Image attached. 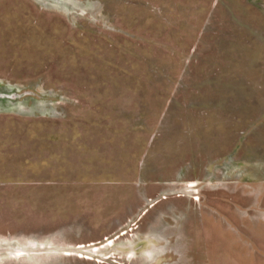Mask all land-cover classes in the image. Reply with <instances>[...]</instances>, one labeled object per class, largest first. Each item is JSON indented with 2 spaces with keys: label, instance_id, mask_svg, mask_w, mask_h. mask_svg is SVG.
Returning a JSON list of instances; mask_svg holds the SVG:
<instances>
[{
  "label": "rangeland",
  "instance_id": "1",
  "mask_svg": "<svg viewBox=\"0 0 264 264\" xmlns=\"http://www.w3.org/2000/svg\"><path fill=\"white\" fill-rule=\"evenodd\" d=\"M0 264H264V0H0Z\"/></svg>",
  "mask_w": 264,
  "mask_h": 264
}]
</instances>
